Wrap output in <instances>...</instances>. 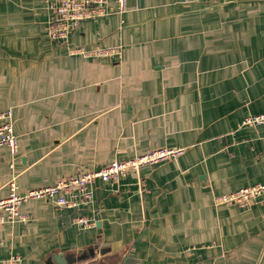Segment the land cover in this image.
<instances>
[{
	"label": "crops",
	"instance_id": "crops-1",
	"mask_svg": "<svg viewBox=\"0 0 264 264\" xmlns=\"http://www.w3.org/2000/svg\"><path fill=\"white\" fill-rule=\"evenodd\" d=\"M54 1L0 0V111L11 110L18 139L15 156L0 147V199L12 175L28 191L113 159L185 150L96 179L77 208L22 203L29 219L0 225V260L264 264V195L246 208L212 203L264 184V125L239 126L264 112V0H126L122 13L108 0L107 15L50 40ZM76 46L122 53L86 58Z\"/></svg>",
	"mask_w": 264,
	"mask_h": 264
},
{
	"label": "built area",
	"instance_id": "built-area-1",
	"mask_svg": "<svg viewBox=\"0 0 264 264\" xmlns=\"http://www.w3.org/2000/svg\"><path fill=\"white\" fill-rule=\"evenodd\" d=\"M126 0H116L117 11L126 9ZM108 0H55L49 5L51 14L46 22L47 36L50 40H68L70 34L80 23L88 19H96L108 14ZM69 52L86 58L121 57L119 46H95L87 49L83 46L71 47ZM264 125V112L244 117L240 127H255ZM0 147H7L12 156L18 151V139L14 132V122L10 109L0 111ZM183 147L157 148L133 158L113 159L99 169H78L76 173L63 176L51 184L28 191H20L16 176L12 175L7 181L8 194L0 199V225L8 222H25L29 216L20 211V205L31 199L51 200L57 208H77L92 202V191L89 185L96 179L104 182L113 181L130 171L138 173L145 165L157 164L162 161L175 159L184 152ZM264 195V184H254L237 190L214 196L212 203L219 205H235L246 208ZM73 223L82 228H88L92 222L84 216H76ZM18 254L0 260V264H21Z\"/></svg>",
	"mask_w": 264,
	"mask_h": 264
},
{
	"label": "water",
	"instance_id": "water-1",
	"mask_svg": "<svg viewBox=\"0 0 264 264\" xmlns=\"http://www.w3.org/2000/svg\"><path fill=\"white\" fill-rule=\"evenodd\" d=\"M89 253H90V255L93 257L94 256V251L93 250H89ZM84 257V255H82L81 257H78L77 259H73V260H81L82 258ZM96 260V259H95ZM72 262H74V261H71L70 259H68L67 258V262H65V263H61V264H72ZM125 262H127V261H125ZM92 263H95V261H93ZM60 264V263H59Z\"/></svg>",
	"mask_w": 264,
	"mask_h": 264
}]
</instances>
